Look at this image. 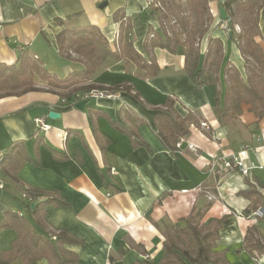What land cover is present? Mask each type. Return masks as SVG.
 Segmentation results:
<instances>
[{
  "label": "crops",
  "instance_id": "crops-1",
  "mask_svg": "<svg viewBox=\"0 0 264 264\" xmlns=\"http://www.w3.org/2000/svg\"><path fill=\"white\" fill-rule=\"evenodd\" d=\"M222 1L209 0L214 24L200 44L201 53L207 52L210 36L219 39L223 62L246 78L244 57L229 32L218 26ZM154 10L147 0H0V65L15 64L20 56L43 64L50 59L51 74L73 77L74 85L128 83L135 89L100 90L111 97L91 99L84 110L76 108L81 98H62L41 81L36 86L43 91L0 100V152L18 144L28 159L17 172L18 183L1 171L0 226L8 211L26 214L21 203L25 195L30 199L29 189L53 192L68 204L48 207L45 221L50 230H67L82 241L65 246L78 255V264H159L164 226L205 212L204 223L224 219L216 250L229 264H264L263 254L251 252L253 240L245 242L253 226L255 238L264 241V220L247 219L249 201L239 195L249 188L247 179L264 184V118L257 121L244 107L239 120L221 125L215 95L225 90L224 79L219 85L193 83L184 68V46L175 54L146 49L149 28H160ZM117 13L132 22L133 46L148 63L159 66L158 76L144 77L134 62L111 59L85 76L83 57L61 55L57 36L65 28L95 27L115 49L121 28L114 20ZM260 26L264 28V9ZM256 40L264 49V39ZM168 98L175 102L176 117L195 119L175 153L159 138L155 119L167 109ZM51 112L60 118L51 119ZM38 117L45 119L49 131L37 129ZM108 117L136 131L143 144L133 146ZM204 122L209 129L202 127ZM64 153L66 161L58 156ZM224 157H236L248 176L240 168L220 170L215 162ZM16 237L15 230L0 229V249H10Z\"/></svg>",
  "mask_w": 264,
  "mask_h": 264
},
{
  "label": "trees",
  "instance_id": "trees-1",
  "mask_svg": "<svg viewBox=\"0 0 264 264\" xmlns=\"http://www.w3.org/2000/svg\"><path fill=\"white\" fill-rule=\"evenodd\" d=\"M177 1L178 14H172L170 18L167 14L161 15L159 9L154 10L160 28L159 30L149 28L145 42L146 49L158 47L175 54L178 46H184L187 48L184 68L193 83L199 86L219 85L224 79L227 84L225 90L218 91L215 95V108L221 125L229 126L239 120L244 107H248L257 121L262 120L264 118V49L256 38L264 39V28L261 29L260 26L264 0H223L220 3L228 16L225 22L229 26V35L245 59L246 78H243L240 71L229 61L223 62V44L219 39L210 36L207 52L201 53L200 44L214 24L209 0H185V4L182 0ZM188 13L196 17V23L192 24ZM176 18L181 32L172 38L165 24L169 19L176 20ZM114 20L121 27L115 49L99 29L92 26L78 27L70 31L72 37L68 46L65 45L67 30H63L57 36L61 55L72 59L67 49L81 55L85 59L81 61L85 76L92 75L107 59L115 62L132 61L143 72L144 77L158 76L159 66L153 61L148 63L133 46L132 22L123 13L115 14ZM237 27L240 31H237ZM213 55L215 59H212ZM27 60L35 66V69H39L36 73L42 80L50 82L48 89L59 91L62 98L79 97L92 90L109 92L135 90L134 86L128 83L109 87L95 84L80 87L73 84V77L61 79L45 70L38 61L20 56L15 64L0 65V100L43 91L35 85L33 75L35 72H29L24 66ZM136 95L139 97L138 92ZM164 106L167 109L161 110L155 116L159 122L158 136L162 143L175 153L179 150V138L189 134L191 123L195 119L192 116L176 117L175 102L170 98L166 100ZM108 119L116 129L129 136L133 146L143 144L136 131L126 130L110 117ZM19 147L20 145L15 144L4 151L2 162V169L14 183H18L17 172L28 160ZM58 156L63 161L69 158L65 153ZM247 185L249 188L241 191L239 195L249 201L245 211L248 219L251 213L259 208L264 209V184L258 180L247 179ZM27 194L31 196L30 199L25 195L26 200H22L21 203L26 207V214L20 215L16 211H8V220L0 226V229H13L17 233L10 249H0V264L15 262L33 264L42 260L47 261L48 264H78V255L67 251L65 246L82 244V241L67 230H50L45 221L48 207L59 208L67 206L68 203L53 192L29 189ZM204 216L205 212L192 213L175 224L164 226L165 241L159 264H229L226 255L216 250L224 219L204 223ZM31 219L36 228L33 227ZM259 220H264V216ZM254 227L248 230L245 242L249 243L253 240L250 245L251 252L257 251L264 255V241L255 238L252 232V229L256 230Z\"/></svg>",
  "mask_w": 264,
  "mask_h": 264
},
{
  "label": "built area",
  "instance_id": "built-area-1",
  "mask_svg": "<svg viewBox=\"0 0 264 264\" xmlns=\"http://www.w3.org/2000/svg\"><path fill=\"white\" fill-rule=\"evenodd\" d=\"M147 3L149 6L154 7L155 9H159L162 7V3L159 0H147ZM219 27L224 31V32H229V26L227 22L225 21H220L219 22ZM20 50H24V48H21ZM104 97H111L110 93L103 92L100 90H92L90 92H86L79 96L84 101H90L91 99H98V98H104ZM35 125L39 131L47 132L50 130V126L46 123L44 118H36L35 119ZM202 127L209 129L207 123H202ZM4 160V152H0V186L2 187L3 185V180L1 178V170H2V162ZM215 165L219 167L220 170H222L224 173H229L235 168L239 169L243 175L248 176L249 170L245 167H242L239 165L236 157H224L220 161H216ZM264 216V209L259 208L257 211L251 213L248 216V219H260Z\"/></svg>",
  "mask_w": 264,
  "mask_h": 264
},
{
  "label": "rangeland",
  "instance_id": "rangeland-1",
  "mask_svg": "<svg viewBox=\"0 0 264 264\" xmlns=\"http://www.w3.org/2000/svg\"><path fill=\"white\" fill-rule=\"evenodd\" d=\"M161 3H162V7L159 8V13L161 15L162 14H167L169 16V18H170L172 14H178V6H177L178 1L177 0H162ZM182 3L185 4V0H182ZM188 17H189V20L192 22V24L196 23V17L195 16L192 17L191 14L188 13ZM178 23L179 22H178L177 18H176V20L175 19H169L168 21H166L165 25H166V28H167V32H170V35H171L172 38L176 37V34H179L181 32V27H180V25ZM64 30H67L66 31L67 32L66 33L67 40L65 42V45L68 46V45H70V41H71V37H72V34L70 32L72 29L65 28ZM237 31H240L239 27H237ZM96 34H97V32H96ZM67 51L69 52V54L71 56H74L76 58H78V57L81 58L82 57L81 55L75 53L73 50L71 51V50L67 49ZM215 58L216 57L214 55L212 57V59H215ZM27 63H29V65H27ZM40 64L45 70H47L49 73H51V60L50 59H49L48 63L43 64L41 62ZM24 66L27 67L29 72H35V73H33L34 77L36 78V79H34L36 81L35 85H40L41 82H42L43 84H45L46 88L49 87L50 82L42 80L40 78V76L36 73L39 69H35V66L32 63H30V61L26 62V64H24ZM33 66H34V68L32 69ZM58 74H57V76H60V74L59 75ZM87 85H91V84L83 83V84H80L78 86L82 87V86H87ZM50 90H52V89H50Z\"/></svg>",
  "mask_w": 264,
  "mask_h": 264
},
{
  "label": "water",
  "instance_id": "water-1",
  "mask_svg": "<svg viewBox=\"0 0 264 264\" xmlns=\"http://www.w3.org/2000/svg\"><path fill=\"white\" fill-rule=\"evenodd\" d=\"M219 16H220V19L223 20V21L228 20V16H227L226 10L223 7H221L219 9ZM86 105H87V101L82 100L81 102H79L76 105V108L79 109V110H84ZM49 117L51 119H58V118H60V115L58 113H56V112H51L49 114Z\"/></svg>",
  "mask_w": 264,
  "mask_h": 264
}]
</instances>
